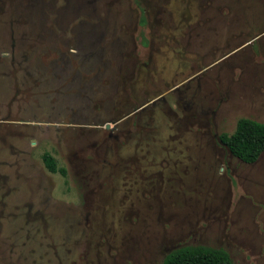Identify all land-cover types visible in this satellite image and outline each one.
<instances>
[{"label":"rangeland","instance_id":"rangeland-1","mask_svg":"<svg viewBox=\"0 0 264 264\" xmlns=\"http://www.w3.org/2000/svg\"><path fill=\"white\" fill-rule=\"evenodd\" d=\"M242 118L264 0H0V264H264V153L218 138Z\"/></svg>","mask_w":264,"mask_h":264},{"label":"trees","instance_id":"trees-1","mask_svg":"<svg viewBox=\"0 0 264 264\" xmlns=\"http://www.w3.org/2000/svg\"><path fill=\"white\" fill-rule=\"evenodd\" d=\"M218 138L232 157L245 164L255 163L264 153V123L242 118L231 134L221 133ZM42 162L50 173L66 175V170L58 168L50 154H43ZM161 264H232V261L224 249L195 245L173 250Z\"/></svg>","mask_w":264,"mask_h":264},{"label":"flooded vegetation","instance_id":"flooded-vegetation-1","mask_svg":"<svg viewBox=\"0 0 264 264\" xmlns=\"http://www.w3.org/2000/svg\"><path fill=\"white\" fill-rule=\"evenodd\" d=\"M262 155V154H261Z\"/></svg>","mask_w":264,"mask_h":264}]
</instances>
